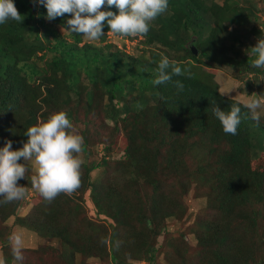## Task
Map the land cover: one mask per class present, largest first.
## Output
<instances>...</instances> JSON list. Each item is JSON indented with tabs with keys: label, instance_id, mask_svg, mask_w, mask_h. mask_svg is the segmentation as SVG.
<instances>
[{
	"label": "trees",
	"instance_id": "16d2710c",
	"mask_svg": "<svg viewBox=\"0 0 264 264\" xmlns=\"http://www.w3.org/2000/svg\"><path fill=\"white\" fill-rule=\"evenodd\" d=\"M257 1L260 9L253 0H168L131 55L108 41L107 24L100 39L88 40L66 29L70 14L48 20L34 0H13L23 22L0 24V148L9 140L21 148L29 127L59 111L84 142L81 185L71 195L48 203L27 174L18 181L25 197L0 203L6 264L16 263L3 224L12 216L63 245L25 249L23 264H159V257L166 264H264V121L214 79L227 66L251 93L245 79L264 78V68L251 67V47L264 36V0ZM163 56L185 75L154 85ZM232 104L241 108L236 135L212 111ZM116 135L122 150L113 158ZM29 190L35 196L21 215ZM190 192L205 201L191 229L194 246L167 228L170 219L189 218Z\"/></svg>",
	"mask_w": 264,
	"mask_h": 264
},
{
	"label": "clouds",
	"instance_id": "9594fccd",
	"mask_svg": "<svg viewBox=\"0 0 264 264\" xmlns=\"http://www.w3.org/2000/svg\"><path fill=\"white\" fill-rule=\"evenodd\" d=\"M34 3L46 8L48 20L70 14L66 29L92 41L104 35L105 24L111 37L112 33L131 37L147 34L150 22L169 7L168 0H34ZM113 6L116 12L102 10ZM9 20L23 22L13 0H0V24ZM251 52L256 57L251 67L264 68V38L258 39ZM157 73L152 81L154 85L170 81L173 75H185V70L163 56L158 62ZM176 86L183 88L180 81H176ZM244 107L259 123L258 110L264 109V95L253 93ZM212 111L226 134H237L241 123L240 106L232 104L227 112L215 106ZM25 135L28 140L21 148L13 150L11 140L0 148V203H12L25 197L26 187L18 181L26 179L29 162L36 165V175L31 177L32 187L46 202L51 203L61 193L71 195L75 192L81 185L82 160L78 154L82 151L84 138L75 132L67 114L64 111L53 113L47 120L29 127ZM21 158L28 163H19ZM9 241L14 260L23 264L22 236L14 233ZM0 264H6L5 259L0 258Z\"/></svg>",
	"mask_w": 264,
	"mask_h": 264
},
{
	"label": "rangeland",
	"instance_id": "374dc122",
	"mask_svg": "<svg viewBox=\"0 0 264 264\" xmlns=\"http://www.w3.org/2000/svg\"><path fill=\"white\" fill-rule=\"evenodd\" d=\"M253 1L255 2L257 8L260 9L262 7V4L260 2H258L257 0H253ZM263 19H264V16H263ZM235 29H236L235 27H233V26L231 27L232 31H234ZM109 35H110V38L108 39V41H111L114 44L116 43V45L121 50H123L124 52L131 54V55L137 53L135 44L138 42V40L141 39L140 36H135V37L123 36L121 39H119L121 36L116 38L113 34L111 37V33ZM263 35H264V33H263ZM263 38H264V36H263ZM140 48H141V44H139V46H138L139 51H140ZM214 68H216V67H214ZM214 79L218 83L219 91L222 94L229 96V97H232V98H235L237 100H240L244 104L248 101L250 96L253 95V93H255L257 95H260V94L264 95L263 94V92H264V78L262 75H260V76L258 75V77L248 76L247 79H245V80H250V82L252 83L251 93H249L248 90H246V86H245L244 82H239L237 79H235L231 76L230 68L227 66L216 68ZM239 85H241L243 87L245 93L240 92V90L238 88ZM258 111H259L260 116H262V119L264 121V109H261ZM100 148H101V146L99 145L98 151ZM121 150L122 149H121V146L119 144V135H116L115 138L113 139V142L111 143L110 155L113 156V158H118L121 156ZM27 163H28L27 161H24V164H27ZM28 169H29V171H28L29 175H31V176L36 175V165L34 164V162H29ZM99 171H100L99 169L93 171L91 176L94 177L95 175H97L99 173ZM34 196L35 195H34L33 190H29V194L25 199L26 202H24L18 210L19 214L24 215L30 210V205H31L30 202L32 201ZM186 202L189 205V212H190L189 218H187L183 222H177L175 220L170 219V220H168L167 228L169 231L174 232V233H177L176 231L184 232L186 234L187 241L190 243V245L194 246L195 240L193 238V233H192L191 229L193 227L192 225H193V221H194L196 215L202 216V214H203L202 208L204 207L205 201L203 198L193 197L192 192H190L186 196ZM88 212L91 213L90 211H88ZM3 224L8 228V230H9L8 232H9L10 236L14 233L20 234L22 236L23 241H24L23 251L25 249H29V248H37L41 245H43V246L52 245V246H56V247H60V248L63 247L62 243L57 238L42 237L34 231H31L27 228H24V227H21V226L14 224V217L13 216L10 217ZM0 256H1V248H0ZM158 263L159 264H166L165 260L161 257L158 258ZM14 264H18V263L16 262ZM138 264H147V263L139 262Z\"/></svg>",
	"mask_w": 264,
	"mask_h": 264
},
{
	"label": "water",
	"instance_id": "95a60500",
	"mask_svg": "<svg viewBox=\"0 0 264 264\" xmlns=\"http://www.w3.org/2000/svg\"><path fill=\"white\" fill-rule=\"evenodd\" d=\"M192 50L194 51L195 54H197V50L195 49V47H192ZM120 264H133V263L122 262Z\"/></svg>",
	"mask_w": 264,
	"mask_h": 264
}]
</instances>
